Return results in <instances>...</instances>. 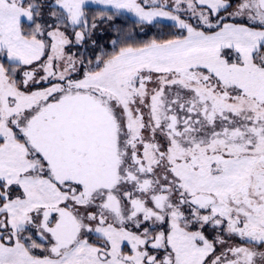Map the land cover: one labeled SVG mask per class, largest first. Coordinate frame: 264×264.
Returning <instances> with one entry per match:
<instances>
[{
  "label": "snow or ice",
  "instance_id": "snow-or-ice-1",
  "mask_svg": "<svg viewBox=\"0 0 264 264\" xmlns=\"http://www.w3.org/2000/svg\"><path fill=\"white\" fill-rule=\"evenodd\" d=\"M0 264H264V0H0Z\"/></svg>",
  "mask_w": 264,
  "mask_h": 264
},
{
  "label": "rangeland",
  "instance_id": "rangeland-1",
  "mask_svg": "<svg viewBox=\"0 0 264 264\" xmlns=\"http://www.w3.org/2000/svg\"><path fill=\"white\" fill-rule=\"evenodd\" d=\"M167 23H171V22H167ZM144 38H149V37H144Z\"/></svg>",
  "mask_w": 264,
  "mask_h": 264
}]
</instances>
